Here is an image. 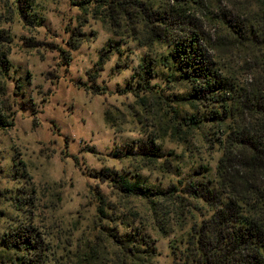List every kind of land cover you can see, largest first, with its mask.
<instances>
[{
    "label": "rangeland",
    "instance_id": "rangeland-1",
    "mask_svg": "<svg viewBox=\"0 0 264 264\" xmlns=\"http://www.w3.org/2000/svg\"><path fill=\"white\" fill-rule=\"evenodd\" d=\"M82 1L0 0V108L12 121L0 129V264L13 258L3 236L21 227L33 228L55 254L48 264H75L88 251L113 264L118 249L111 235L124 234L130 223L145 226L155 240L152 264H174L170 246L206 210L194 209L181 220L177 206L161 202L155 214L145 200L124 197L99 177L107 169L135 172L178 194L181 179L197 173L203 160L217 158L211 141L216 129L208 126L209 136L172 133L171 113L193 112L191 87L181 79L152 80L163 88L162 100L141 108L133 77L154 51L114 35L93 17L92 6L81 9ZM243 1L222 0V6ZM72 31L84 33L76 50L67 43ZM221 54L238 82L247 83L249 54L236 43ZM101 56L105 64L98 66ZM149 136L162 137L160 145L174 157L172 173L142 168L130 158L129 145Z\"/></svg>",
    "mask_w": 264,
    "mask_h": 264
},
{
    "label": "trees",
    "instance_id": "trees-1",
    "mask_svg": "<svg viewBox=\"0 0 264 264\" xmlns=\"http://www.w3.org/2000/svg\"><path fill=\"white\" fill-rule=\"evenodd\" d=\"M82 5V10L92 6L93 17L114 35L154 51L153 56L142 58L133 77L132 94L141 108L162 100L163 88L151 85L152 80L181 79L191 87L193 112L183 116L174 110L168 119L172 133L186 136L201 131L209 136L210 126L217 136L211 140L217 158L198 165L201 178L194 173L181 179L178 194L135 172L120 175L107 169L99 178L124 197L145 200L155 214L161 202L177 206L181 220L194 209L206 210L208 215L182 234L179 244L170 246L174 264H264V0L233 2L231 9L223 7L222 0H83ZM78 36L72 31L67 41L71 50L79 48ZM235 43L252 60L244 85L221 54ZM63 53L67 58L68 53ZM103 64L101 56L98 66ZM11 125L0 108V129ZM161 126L167 129L165 123ZM161 138L134 142L129 155L142 168L170 174L175 161L160 145ZM126 227L124 234L111 235L118 249L112 263L152 264L155 240L146 227L131 223ZM2 241L13 256L7 264H48L51 254L56 258L33 228H18ZM96 255L88 251L75 264H104Z\"/></svg>",
    "mask_w": 264,
    "mask_h": 264
}]
</instances>
